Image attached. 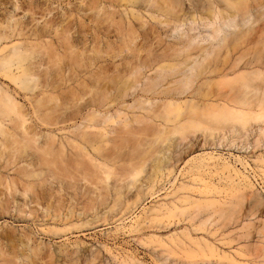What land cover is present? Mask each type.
Segmentation results:
<instances>
[{"label": "rangeland", "instance_id": "rangeland-1", "mask_svg": "<svg viewBox=\"0 0 264 264\" xmlns=\"http://www.w3.org/2000/svg\"><path fill=\"white\" fill-rule=\"evenodd\" d=\"M260 5L264 0H0V26H16L15 32L7 31L9 39L0 41V61L9 52L4 48L15 44L50 43L54 49L22 65H32L39 82L58 84L57 94L63 101L71 100L69 113L74 119L59 125L53 135L75 140L73 132L90 114L85 106L97 100L103 104L102 115L140 120L132 124V134L122 135L128 148L120 152L121 158L108 162L94 154L99 163L113 169L111 186H96L76 177L61 187L51 180L49 197L27 208L32 217L19 219L15 217L17 203L1 196L11 202V208L0 221V235H13L16 242L4 240L24 253L20 237L29 234L30 246L43 253L33 258L29 248L30 264H219L207 250L209 244L243 264H256L236 252L264 243L258 236L245 242L247 233L264 229V89L247 90L243 100L238 79L260 68L248 63L264 62V20L214 56L185 94L167 92L170 78L159 80L153 90L149 83L172 59L200 53L197 45L187 51L189 37L205 31L202 22L190 24L194 16L209 17L215 8L243 15ZM170 8L187 22L182 31L199 30L169 37L174 28L173 16L167 13ZM62 35L72 49L63 43ZM202 43L198 38L197 44ZM71 52L79 55V65L73 63L76 56ZM18 67H13L15 75L21 73ZM136 68H140L139 83L130 88ZM261 83L257 80L255 85L260 88ZM0 86L11 87L10 92L33 111L35 93L21 89L1 67ZM173 101L202 107L218 104L222 109H213L218 112H225L227 106L245 109L250 122L243 132L224 129L214 132V137L190 128L183 131L181 126L192 118L172 123L159 116ZM110 125L109 132L121 131L117 124ZM161 131L162 143L152 150L151 143ZM168 137L172 140L164 143ZM233 138H237L235 143ZM135 145L137 153H133ZM9 147L3 150L6 156L0 164L13 161V149L26 157L21 144L10 142ZM17 159V164L28 161ZM90 166L97 176L106 177L98 167ZM140 168L143 171L134 182L132 173ZM3 174L18 177L14 171ZM112 185L123 193V205L110 212L116 199ZM174 205L178 210L169 212ZM161 206L160 219L152 221L151 211ZM47 208L51 210L45 218Z\"/></svg>", "mask_w": 264, "mask_h": 264}, {"label": "bare ground", "instance_id": "bare-ground-1", "mask_svg": "<svg viewBox=\"0 0 264 264\" xmlns=\"http://www.w3.org/2000/svg\"><path fill=\"white\" fill-rule=\"evenodd\" d=\"M167 13L173 16L172 22L174 23V28L170 31L169 37L179 35L180 32L189 33L199 30V28L191 27L189 30L182 31L186 27L187 22L182 21V18L177 15L174 8H170ZM262 20H264V5H260L256 10L246 11L243 15H239L237 12L226 14L223 10L215 8L209 17H201L199 19L194 16L190 20V24L202 22L205 31H200L197 36L189 37L187 51H192L197 45L200 53L196 57H184L179 61L172 59V63L162 66L157 78L150 80V90L156 88L159 80L165 81L170 78L172 79L170 82L171 88L167 92H175L176 95L185 94L193 87L196 78L210 67L214 56L219 55L224 49H228L232 41L248 34L254 24ZM0 27L2 28L0 41L9 39L8 30L16 31V26L11 24L6 27ZM198 38H202V45L197 44ZM62 40L66 46L72 49L69 46L67 37L62 35ZM6 50L9 52L0 61V67L4 69L6 76L18 84L21 89L32 91L36 96L34 105H31L33 111H30V108L27 109L10 92L11 87L5 89L0 86V161L5 159L6 153L3 150L6 151L10 148V142L21 144V149L26 152V157H23L19 153L20 149H13V161L0 164V197H12L14 203H17V215L15 217L19 219L20 217L33 216V213H29L27 208L32 204H43L40 203V200H45L49 197L47 185L51 183V180H57L61 187L64 186V182L68 178L73 180L76 177L82 178L87 183L96 184V186L99 183L111 186L109 181L113 176V169L106 168L105 164L99 163L94 154L97 153L108 162L121 158L120 152L128 148V140L123 139L122 135L132 134V124L140 123V120L134 119L130 121L127 117H123L122 114H119L116 118L102 115L99 109L103 104H98L97 100L85 106L89 109L90 114L85 118L84 123L76 127L75 132H73L76 139L59 140L51 132L56 130L59 125L67 124L74 119L72 112L69 113L71 100L66 99L63 101L61 96L57 94L60 88L58 84L51 85L39 82L40 77L36 79L38 75L33 73L34 68L32 65L28 67L22 66L32 58L35 59V55H39L42 52L46 54L54 52L52 45L50 43L32 46L15 44L12 47H5L4 51ZM73 55L76 56L73 63L79 65V55L76 52H71V56ZM16 65L21 70L19 75L13 73V67ZM248 65L251 67L256 65L262 69L259 68L253 74L238 79L239 87L242 91L240 96L243 100L248 94L247 90L253 89L257 93L264 89V62L253 61L248 63ZM139 69L136 68L131 75L133 83L130 88L139 83L137 76ZM257 80L262 81V87L259 88V86L255 85ZM139 106L143 107V103H140ZM225 108V112H218L213 110L222 109V106L218 104H206L202 107L193 102L180 103L173 101L165 105L164 111L159 116L166 122L172 123L179 122L185 117H190L192 119L188 121L189 124L182 125L181 130L184 131L190 128L209 134L210 137L215 136L214 132L223 131L224 129H229L233 133L245 131L250 122L245 109L239 111L235 107L227 106ZM197 117H199L200 121L193 119ZM110 124H117L121 127V131L109 132ZM38 129L41 131H38ZM44 129L47 131H44ZM116 133L117 136L112 138L111 136ZM162 134L163 132L161 131L158 138L152 141V150H155L154 148L158 143H162ZM171 140V137H168L164 143ZM236 141L237 138H233V142L235 143ZM109 145L112 146L108 147ZM137 151L138 145H135L133 153H137ZM19 156L22 160L26 159L28 161L17 164ZM90 164L98 167L106 177L97 176ZM6 170L16 172L18 177L4 175L3 172ZM142 171L143 168H140L132 173L134 182L137 181ZM52 188L53 186L51 185L50 189L52 190ZM114 189L116 191V199L109 210L110 212L114 211L123 200V193L116 186ZM15 194L19 195V197H16ZM103 204L106 205L107 202ZM0 207L1 221L10 212L11 202H4L3 199H0ZM60 208L63 207L60 206ZM173 208L168 211L172 213L173 210H178L175 205ZM162 209H164V206L154 208L151 211L153 214L152 221L160 219ZM50 210V208L45 210V218L49 216ZM54 217L57 219L59 216L55 214ZM55 233H58V231H55ZM257 236L264 240V229H257L252 233H247L245 242L251 237L256 238ZM4 239H8L13 243L16 242L13 235H0V264H30V256L26 254L29 248H31L33 258H39L43 255L39 248L30 246V242L33 240L29 234L20 237V243L26 248V250H23L24 253L17 251L15 245L10 244L9 241L6 242ZM3 244L5 246L2 247ZM207 250L213 257L217 258L219 264H243V262L237 261L231 253H219L217 248L211 244L207 246ZM240 250L236 252L238 256L252 258V263L260 264L258 260H262L264 263V243L259 248L248 246L246 248L242 247ZM31 261H34V259H31Z\"/></svg>", "mask_w": 264, "mask_h": 264}]
</instances>
